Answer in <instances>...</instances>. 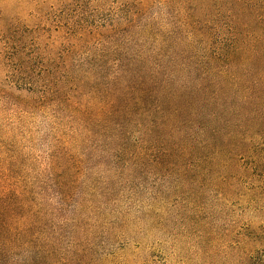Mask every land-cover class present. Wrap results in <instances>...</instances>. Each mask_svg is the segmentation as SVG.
<instances>
[{
    "label": "trees",
    "instance_id": "trees-1",
    "mask_svg": "<svg viewBox=\"0 0 264 264\" xmlns=\"http://www.w3.org/2000/svg\"><path fill=\"white\" fill-rule=\"evenodd\" d=\"M160 3L176 10V21L164 28L156 16L141 22L155 5L142 0L122 20L92 32L116 59L58 66L65 82L55 90L50 67L40 59L39 82L21 78L28 88L18 89L31 95L35 109L62 114L56 117L64 125L111 141L122 175L177 174L182 180L203 165L245 157L247 136L264 126V0ZM86 32L81 26L66 34ZM34 49L22 42L6 47L10 66L31 72L29 61L39 56ZM3 155L8 162L0 161V264H88L87 247L65 242L63 235L66 226L83 233L89 227L80 218L83 206L72 218L62 206L49 208L13 171L14 152L0 146ZM58 161L52 169L60 171L58 185L69 199L79 163Z\"/></svg>",
    "mask_w": 264,
    "mask_h": 264
},
{
    "label": "rangeland",
    "instance_id": "rangeland-1",
    "mask_svg": "<svg viewBox=\"0 0 264 264\" xmlns=\"http://www.w3.org/2000/svg\"><path fill=\"white\" fill-rule=\"evenodd\" d=\"M141 1L0 0V146L14 152L13 171L46 206L64 207L69 218L83 206L80 218L89 227L83 233L66 226L63 235L65 242L87 247L88 264H264V126L247 136L245 157L203 165L182 180L177 174L122 175L111 141L64 125L56 117L62 114L35 109L31 95L18 89L28 88L18 79L39 82L40 59L50 67L54 90L65 82L58 66L116 59L92 32L122 20ZM151 1L155 5L142 23L156 16L164 28L176 21L175 9ZM81 26L84 36L66 34ZM19 42L33 44L40 56L28 60L31 72L10 66L6 47ZM57 158L58 165L79 163L69 199L58 185L60 171L52 169ZM52 220L59 222L57 216Z\"/></svg>",
    "mask_w": 264,
    "mask_h": 264
}]
</instances>
